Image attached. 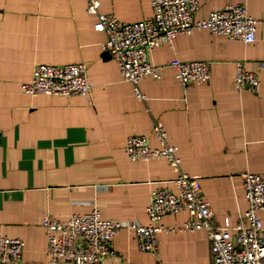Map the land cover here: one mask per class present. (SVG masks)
I'll use <instances>...</instances> for the list:
<instances>
[{"label":"crops","instance_id":"1","mask_svg":"<svg viewBox=\"0 0 264 264\" xmlns=\"http://www.w3.org/2000/svg\"><path fill=\"white\" fill-rule=\"evenodd\" d=\"M99 11L123 22L152 13L150 0H99ZM196 18L227 4H244L257 20L255 39H237L194 30L176 34L155 48L150 62L160 78H141L138 99L94 29L96 16L86 0H0V236L24 242L15 264H47L48 214L65 221L97 208L102 218L147 224L145 212L156 187L175 191V172L164 159L130 160L131 134L153 133L159 122L177 146L181 170L199 178L212 221L230 235L247 208L242 174L264 171V0H198ZM174 59L208 63L207 82L183 91L170 65ZM245 60L259 77V89L238 90L235 62ZM83 63L91 89L87 96L26 94L36 64ZM264 227V209L258 211ZM185 212L166 214L163 223L181 225ZM161 264H212L204 230L158 235ZM113 254L100 264H152L134 235L121 229L111 240Z\"/></svg>","mask_w":264,"mask_h":264},{"label":"built area","instance_id":"2","mask_svg":"<svg viewBox=\"0 0 264 264\" xmlns=\"http://www.w3.org/2000/svg\"><path fill=\"white\" fill-rule=\"evenodd\" d=\"M86 3L87 12L96 16L94 29L105 34L102 50L115 60L122 78L133 85L136 97L141 100L144 95L137 87L139 80L160 78L161 66L150 62L151 52L170 44L174 35L207 30L244 44L255 39L257 20L241 3L215 8L206 17L196 18L198 0H150L151 15L135 22H123L111 14L100 12L99 0H86ZM170 65L175 69V77L184 92L191 82H207L210 78V69L205 61L174 59ZM259 84L257 72L249 68L245 60H237L235 87L257 92ZM20 89L32 96H87L91 84L83 63H39L34 66L31 79L20 83ZM153 133L158 139L157 147H151L145 135L131 134L125 140L124 151L132 161L166 160L175 172L171 181L176 190L166 187L152 189L145 208L147 224L105 219L95 207L87 213H74L65 221L46 214L41 225L46 232L47 264H100L104 257L113 254L110 243L121 229H128L134 235L139 251L156 257L152 264H161L158 259L160 233L197 230L206 232L212 264H264V227L258 215V211L264 209V171L242 174L248 205L233 228L236 234L231 236L228 220L223 226L213 223L211 207L202 196L199 178L181 170L178 148L168 143L161 123L154 122ZM178 212L187 214L181 225L163 223L166 214ZM23 246L24 242L19 238L0 236V264L17 263Z\"/></svg>","mask_w":264,"mask_h":264},{"label":"water","instance_id":"3","mask_svg":"<svg viewBox=\"0 0 264 264\" xmlns=\"http://www.w3.org/2000/svg\"><path fill=\"white\" fill-rule=\"evenodd\" d=\"M104 53H105V54H107V55H109V53H108V52H106V51H105ZM109 56H110V55H109Z\"/></svg>","mask_w":264,"mask_h":264}]
</instances>
